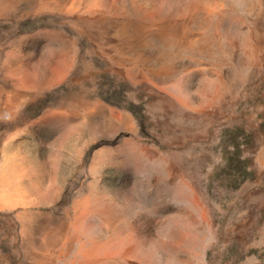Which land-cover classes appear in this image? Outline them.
<instances>
[{"label":"rangeland","instance_id":"374dc122","mask_svg":"<svg viewBox=\"0 0 264 264\" xmlns=\"http://www.w3.org/2000/svg\"><path fill=\"white\" fill-rule=\"evenodd\" d=\"M0 264H264V0H0Z\"/></svg>","mask_w":264,"mask_h":264}]
</instances>
